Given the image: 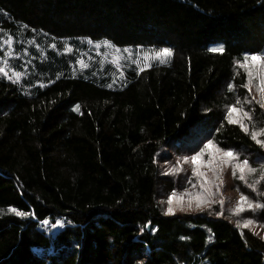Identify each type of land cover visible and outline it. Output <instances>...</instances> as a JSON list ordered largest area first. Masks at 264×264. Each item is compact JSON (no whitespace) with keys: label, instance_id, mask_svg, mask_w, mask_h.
<instances>
[{"label":"trees","instance_id":"trees-1","mask_svg":"<svg viewBox=\"0 0 264 264\" xmlns=\"http://www.w3.org/2000/svg\"><path fill=\"white\" fill-rule=\"evenodd\" d=\"M0 20L24 41L173 49L120 88L53 52L22 71L29 91L0 75V264H264V235L243 227L264 228V210L173 216L162 199L202 132L247 159L255 180L264 169V148L226 119L240 99L264 128L236 65L264 51V0H0ZM256 187L250 200L264 204ZM45 219L64 228L48 234Z\"/></svg>","mask_w":264,"mask_h":264},{"label":"rangeland","instance_id":"rangeland-1","mask_svg":"<svg viewBox=\"0 0 264 264\" xmlns=\"http://www.w3.org/2000/svg\"><path fill=\"white\" fill-rule=\"evenodd\" d=\"M9 36L12 37L11 46L3 43V41ZM52 44H55L56 48L50 47V45ZM68 48H70L71 51H68ZM124 50L125 49L115 47L107 41L92 42L89 40H79L77 42H56L47 37H44L41 43H38L34 40L29 41V39L24 41L21 37L15 36L9 29L5 28V23L0 20V67H5L4 61L6 60V70L10 75L14 72L22 73L20 80L16 83L19 85V87L23 88L24 90L26 89L25 91H29L31 89L30 87H28V81H24L26 78H28L30 73L28 71H22L27 67L29 61L34 58L40 59L46 56L49 52H53L58 56V59L64 60L66 63L68 62V64L71 61H74L73 69L75 73H83L91 68H94L102 83L107 85L111 84L115 88H120L125 84L127 76L130 72L134 71L140 73L141 68L146 70L154 66L165 65L169 63L173 58L172 55L171 57L166 58L165 63H160L159 60L151 58L152 53H154L156 49L129 48L127 49V51ZM6 53L10 54L5 55ZM146 55H148L150 59L145 60L144 58ZM11 60H17L20 67H15L18 62L10 64ZM80 60L87 64L88 67L82 68L78 63V61ZM133 61H135V63H133ZM44 62H46V60H44ZM145 64H150L151 66L144 67ZM3 77L9 80L5 76ZM13 79H15V77H13ZM252 95H255L256 98L259 99V94L255 92V83L250 97ZM253 104L256 107L260 108L259 105L255 102ZM260 111L264 112V109L260 108ZM209 133V131H206L198 134L197 136L193 135V137L195 136L194 139L190 141V143H188V141V146L182 149V152L187 153L184 157H191L195 155V153L198 152L204 146V144L207 143L208 140H211L209 136H211L212 134ZM207 159L208 157L205 156L204 160L207 161ZM173 167L176 182L174 192L176 193L177 197L183 198V206L181 207L174 200L173 207L175 211L173 214L167 215H195L206 211H212L213 208L219 206L218 208L220 212H222L220 216H224L228 209L234 210L239 202V197L241 195L238 189L239 184L243 185L245 195L248 196L249 199L253 197V191L239 179V171L236 172L235 176L232 175V164L224 165L221 169H219V178H217V175L214 174L211 169L203 167L200 170L205 172L207 179L211 181V183L206 185V187L211 189V192L213 193V195L211 196V200L215 202L211 203L210 205L203 204L201 206L202 210L197 209L196 197L198 194H204V189H202L200 186V179L193 176L192 174L193 164L190 160L188 162H185L182 157L180 158L179 163L176 162ZM245 176L249 183L255 181V174L245 173ZM193 185H195V187H193ZM170 196L162 198L166 213L168 208L167 201ZM190 199L192 201V206L189 208L188 203ZM221 201H223L222 206ZM246 212L253 213L256 211ZM231 214L238 216L237 214H234V211ZM43 227L48 234L52 235L57 234L61 229L64 228L62 223L60 225H57L55 228H53L52 224L50 223H48L47 225L44 224ZM249 228L251 229V231L264 235V228H262V226L257 223L253 222V224L250 225Z\"/></svg>","mask_w":264,"mask_h":264},{"label":"snow or ice","instance_id":"snow-or-ice-1","mask_svg":"<svg viewBox=\"0 0 264 264\" xmlns=\"http://www.w3.org/2000/svg\"><path fill=\"white\" fill-rule=\"evenodd\" d=\"M4 44L11 46L12 44V37L9 36L7 39L3 41ZM52 48H56L55 44L50 45ZM67 47V46H66ZM68 51H71L70 48L67 49ZM212 52H224V47H216L209 49ZM124 51H127L125 49ZM10 53H6L5 55H9ZM173 55V49L165 47L161 48L159 50L154 51L152 53L151 58L159 60L160 63H165L166 58L171 57ZM145 60L150 59L148 55L145 56ZM78 63L81 65L82 68L88 67L87 64H85L82 60L78 61ZM135 63V61H133ZM5 67H0V74L7 77L9 80H12L13 83H16L20 80L22 73L20 72H14L13 74H9V72L6 70L7 61H4ZM236 65L239 69H243L244 74L246 76V81L241 85V87L248 90L249 94L253 91V86L255 83V92L259 94V99L256 98L255 95L251 96V99H247L246 102L248 104H252L255 102L259 105L261 109H264V51H257V52H246L243 54L242 59H238L236 61ZM150 64H145L144 67H150ZM144 69L141 68L140 71H143ZM239 74V73H237ZM15 77V79H13ZM43 86V85H41ZM108 87H112L111 84L108 85ZM233 85H229V90L231 91L233 89ZM241 101L240 99H237L234 104H231L227 108V116L226 119L229 124H235L240 127L242 131H244L246 134H249L251 136V139L254 140L258 145H260L262 148H264V128L256 129L254 127H250L249 121L253 119L251 112L248 110H245L243 107H237V105H240ZM77 112L80 111V106L77 105L76 109ZM205 156L208 157L207 161L204 160ZM183 160L185 162H188L189 160L193 164L192 168V174L193 176L197 177L201 181V188L204 189V194H198L196 197V207L197 209H201V206L203 204H211L215 201L211 200V196L213 193L211 192L210 188H207L206 185L210 184L211 181H209L206 177V173L201 171L200 169L203 167H207L213 171L214 174L217 175V178H219V169H221L224 165H233L232 175L235 176L236 172L239 171V179L245 183V185L251 189L252 191H257V184L264 182V169L260 171L259 177L257 180H255L252 183H249L246 179L245 173H251L255 174L257 172V169L250 166L249 161L247 159L239 160L238 154L233 152L231 149H224L219 147L216 143H214L213 140H208L204 146L195 153V155L191 157H183ZM179 163V161H178ZM195 187V185H193ZM176 201L178 205L181 207L183 206V198L177 197L176 193L173 192L172 195L169 197L167 203V213L166 214H173L175 209L173 207V201ZM223 205V201H221V206ZM192 206L191 199L189 200L188 207L190 208ZM256 209L264 210V204L261 203H254L252 200L249 199L248 196L241 193L239 197V202L236 206V208L233 210L234 214L239 215L241 212L244 211H255ZM202 210V209H201ZM9 212L14 213L16 216L24 217L31 215L28 212L20 211L17 208L10 207L8 209ZM222 212L217 213V215H221ZM43 224L47 225L49 221L45 219ZM61 221L57 220L52 227L55 228L57 225H60ZM253 224L252 220H246L243 222L244 228H249L250 225ZM240 222H237V227H240ZM256 234V233H254ZM264 239V237H261Z\"/></svg>","mask_w":264,"mask_h":264}]
</instances>
